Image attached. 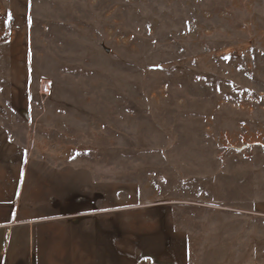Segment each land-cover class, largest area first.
<instances>
[{
	"label": "rangeland",
	"instance_id": "374dc122",
	"mask_svg": "<svg viewBox=\"0 0 264 264\" xmlns=\"http://www.w3.org/2000/svg\"><path fill=\"white\" fill-rule=\"evenodd\" d=\"M28 6L30 112L15 119L0 0V121L54 166L63 202L109 188L111 206L146 207V242L113 264H264V0Z\"/></svg>",
	"mask_w": 264,
	"mask_h": 264
},
{
	"label": "crops",
	"instance_id": "0c3cea01",
	"mask_svg": "<svg viewBox=\"0 0 264 264\" xmlns=\"http://www.w3.org/2000/svg\"><path fill=\"white\" fill-rule=\"evenodd\" d=\"M28 5L29 0H8L10 21L4 32L9 110L15 119L30 112ZM16 124L0 121V264H113L129 250L132 235L146 242V229L138 228L147 224L146 207L111 206L109 188L88 192L101 193L100 202H63L65 188L50 181L54 166L25 154ZM115 212L122 218L114 219L110 214ZM156 236L155 242L162 241Z\"/></svg>",
	"mask_w": 264,
	"mask_h": 264
},
{
	"label": "bare ground",
	"instance_id": "6f19581e",
	"mask_svg": "<svg viewBox=\"0 0 264 264\" xmlns=\"http://www.w3.org/2000/svg\"><path fill=\"white\" fill-rule=\"evenodd\" d=\"M45 87H47V85Z\"/></svg>",
	"mask_w": 264,
	"mask_h": 264
}]
</instances>
